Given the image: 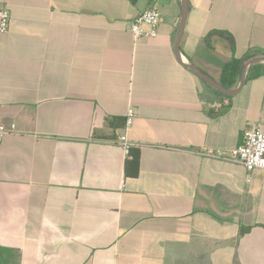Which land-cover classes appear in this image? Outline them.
Here are the masks:
<instances>
[{
  "label": "crops",
  "instance_id": "0c3cea01",
  "mask_svg": "<svg viewBox=\"0 0 264 264\" xmlns=\"http://www.w3.org/2000/svg\"><path fill=\"white\" fill-rule=\"evenodd\" d=\"M187 1L178 60L180 0H0V264H264V176L215 156L264 133V63L233 95L183 65L235 90L264 0Z\"/></svg>",
  "mask_w": 264,
  "mask_h": 264
},
{
  "label": "built area",
  "instance_id": "2783aa9c",
  "mask_svg": "<svg viewBox=\"0 0 264 264\" xmlns=\"http://www.w3.org/2000/svg\"><path fill=\"white\" fill-rule=\"evenodd\" d=\"M161 23V14L156 8H147L139 13L130 26L133 39L138 42L141 40L154 39L158 36ZM10 26V13L0 3V35L8 32ZM135 112L132 108L127 110L125 125L128 126L134 119ZM14 125L9 127L0 125V144L5 136L14 130ZM118 142L129 152L130 143L125 136L118 138ZM231 163L243 166L247 173L260 171L264 176V133L258 124H250L243 132L241 144L230 150L227 156L222 157Z\"/></svg>",
  "mask_w": 264,
  "mask_h": 264
},
{
  "label": "water",
  "instance_id": "95a60500",
  "mask_svg": "<svg viewBox=\"0 0 264 264\" xmlns=\"http://www.w3.org/2000/svg\"><path fill=\"white\" fill-rule=\"evenodd\" d=\"M180 2H181V8H182V15H181V20H180L179 27H178V30H177V33L175 36V41H174V51H175V54H176V57L178 60H181V58H182L181 57L180 44H181V40L183 37L185 23H186V19H187L188 10H189V5H188L187 0H180ZM258 63H264V56L255 57V58L249 60L245 64V66L243 67V69L241 71L238 87L235 90H229V89L225 88L224 86H222L221 84L214 81L211 77H209L207 74H205L204 72H202L200 69H198L197 67H195L192 64L186 63L183 65H184V67L189 69L193 74H195L197 77L202 79L207 85L214 88L218 92L225 94V95H233L237 91H239L242 88V86L244 85V83L247 79V76L250 72L251 67L255 64H258Z\"/></svg>",
  "mask_w": 264,
  "mask_h": 264
},
{
  "label": "trees",
  "instance_id": "16d2710c",
  "mask_svg": "<svg viewBox=\"0 0 264 264\" xmlns=\"http://www.w3.org/2000/svg\"><path fill=\"white\" fill-rule=\"evenodd\" d=\"M240 70H241V67H240L239 63L236 61H233L225 67L223 74H224V76L235 77L237 79L239 76ZM252 76H253V74H252V70H251V72L249 73L248 79L251 78ZM110 125L114 126V122L110 123ZM131 158H132V160H134L136 162V158L130 149L128 152V159H127L126 164H128L130 162Z\"/></svg>",
  "mask_w": 264,
  "mask_h": 264
}]
</instances>
